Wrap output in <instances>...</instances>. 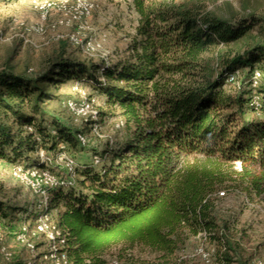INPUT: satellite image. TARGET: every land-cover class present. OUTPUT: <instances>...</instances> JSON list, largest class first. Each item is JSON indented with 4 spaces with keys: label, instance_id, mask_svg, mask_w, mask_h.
Masks as SVG:
<instances>
[{
    "label": "trees",
    "instance_id": "obj_1",
    "mask_svg": "<svg viewBox=\"0 0 264 264\" xmlns=\"http://www.w3.org/2000/svg\"><path fill=\"white\" fill-rule=\"evenodd\" d=\"M132 7L137 25L123 61H83L60 40L41 74L27 77L5 63L0 160L57 175L48 164L87 145L77 138L83 131L46 118L48 88L86 83L119 110L126 136L97 157L99 165H75L72 187L50 191L67 264H110L105 256L118 246V264L131 263L137 246L165 259L199 233L215 245L218 262L245 264L217 205L223 190L264 203V18L224 19L187 0H132ZM256 70L262 79L254 89ZM236 71L242 78L232 93L227 79ZM33 210L0 202L1 229L14 239L35 220Z\"/></svg>",
    "mask_w": 264,
    "mask_h": 264
},
{
    "label": "rangeland",
    "instance_id": "obj_2",
    "mask_svg": "<svg viewBox=\"0 0 264 264\" xmlns=\"http://www.w3.org/2000/svg\"><path fill=\"white\" fill-rule=\"evenodd\" d=\"M91 1L97 5V9L90 18L91 32L87 36H92L101 43L102 53L105 54L106 59L103 60L99 54L88 57L80 49L69 44H67V55L94 63L115 64L125 60L128 57V48L137 25V14L132 7V0ZM187 1L204 6L207 11L224 19L245 16L250 12L257 17L264 18V0ZM13 4L2 10L0 7V70L8 62L16 73L33 77L46 71L53 53L58 49V42L52 41V36L55 33L67 35L72 32V29L59 28L52 31L50 26L59 18V15L53 12L46 23L44 35L32 34L22 39L17 35L21 33V30L14 27L15 23L23 22L27 25H36L39 17L32 0H14ZM241 78L240 74L237 82L230 84L227 91L233 93L239 86ZM76 83L80 85L79 87L85 93L86 98L93 100L94 109L101 112L99 117L97 114L96 121L98 122L75 118L65 108L66 100L79 98L73 91V85ZM48 89L54 97L43 106L46 118L54 116L72 129L83 131L82 135L88 141L86 148L81 151L60 152L48 164V166H52L58 176L63 175L62 159H73L77 167L94 164L97 157H102L106 151L113 149L115 144L124 141L126 130L119 110L106 106L103 97L90 85L79 81H69L58 88L49 86ZM245 117L250 118L252 115L246 114ZM39 156L45 160L43 151H39ZM105 158V162L108 164L111 155H107ZM13 167L12 163L0 160V202L17 208L25 206L33 210L32 203L35 198L22 183L12 176ZM236 169L239 170L238 164H236ZM223 191L225 192L223 196L219 194L221 199L217 205V213L222 219L229 222L230 233L239 239L242 248L241 259L246 261L245 264H264V203H261L260 198L246 200L245 195L239 190L228 193ZM2 223L0 221V232L4 236V245L12 253V259L15 258V260L27 264L30 261L29 253L17 243L15 238L13 239L8 232L1 229ZM205 238V233H199L196 237L188 239L181 249L166 256L165 259H162L158 253L137 246L130 253L128 252L132 256L129 264H223L217 260L215 245ZM38 246L40 247L41 244ZM119 250L120 246L109 250L105 256L106 260L108 262L116 260ZM199 250L208 254V261L202 259ZM1 259L0 255V261ZM35 264L50 263L36 260Z\"/></svg>",
    "mask_w": 264,
    "mask_h": 264
},
{
    "label": "built area",
    "instance_id": "obj_3",
    "mask_svg": "<svg viewBox=\"0 0 264 264\" xmlns=\"http://www.w3.org/2000/svg\"><path fill=\"white\" fill-rule=\"evenodd\" d=\"M35 11L38 14L39 21L36 25H27L23 22H16L14 27L21 30L17 34L20 38L35 34L44 35L46 33V23L51 13L55 12L59 18L50 27L52 31L59 28L72 29L67 35L55 33L51 40L60 41L66 39L68 43L80 49L86 56L93 57L99 54L105 60V54L102 53L101 43L87 36L91 32L90 18L96 11L97 5L91 0H32ZM13 29V28H12ZM239 71L230 75L228 83H236L239 78ZM262 74L256 70L254 72L252 88H256ZM78 83L73 85V91L79 96L77 100L68 99L65 101V108L75 118L90 119L96 121L97 111L93 107V100L86 98ZM257 99V97H255ZM82 146L87 145L88 141L84 135L77 136ZM63 175L58 176L48 169L28 168L15 166L12 168V176L22 183L34 196L35 220L24 222L15 233V240L30 253V261L27 264H35L36 260L46 261L50 264H67L66 240L62 232L53 222L49 209L50 191L54 189H67L75 183V161L71 158L62 159ZM100 162L95 159L94 164ZM223 193H220L222 195ZM38 244H41L39 247ZM0 255L2 257L0 264L8 263L12 259V253L4 245V236L0 232ZM199 255L205 261H208V254L199 250ZM110 264H118L112 261Z\"/></svg>",
    "mask_w": 264,
    "mask_h": 264
},
{
    "label": "crops",
    "instance_id": "obj_4",
    "mask_svg": "<svg viewBox=\"0 0 264 264\" xmlns=\"http://www.w3.org/2000/svg\"><path fill=\"white\" fill-rule=\"evenodd\" d=\"M14 3V0H11V1H3V2H0V7H1V10L3 8H8V6H10L11 4ZM14 5V4H13ZM17 9V7H15Z\"/></svg>",
    "mask_w": 264,
    "mask_h": 264
}]
</instances>
